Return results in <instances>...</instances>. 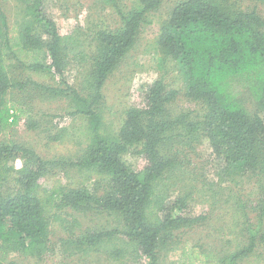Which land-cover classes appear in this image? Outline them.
Instances as JSON below:
<instances>
[{
    "label": "trees",
    "instance_id": "1",
    "mask_svg": "<svg viewBox=\"0 0 264 264\" xmlns=\"http://www.w3.org/2000/svg\"><path fill=\"white\" fill-rule=\"evenodd\" d=\"M239 1L181 0L161 23L157 41L161 55L177 63L186 95L203 105V116L198 120L186 114L172 116L170 105L179 91L168 90L159 79L148 87L138 107L126 111L114 133L107 131L106 112L111 109L104 88L135 49L149 16L163 0H138L127 14L119 13L116 29L98 30L90 40L78 32L61 34L44 0H18L24 14L10 26L0 0V137H7L22 119L31 131L49 123L34 116L33 106L8 97L12 91H28L39 101H64L65 115L76 122L69 135L81 155L67 163L44 160L24 144L6 138L0 143V264H20L14 255L43 257L50 250L51 222L69 229L73 222L68 216L75 214H108L117 221L115 227L87 229L71 240L69 245L84 257L106 251L133 264H166L178 236L207 222V216L191 214L197 194L193 187L176 197L171 190L175 181L188 184L190 172L183 152L186 148L192 152L202 139L210 144L216 165L230 177L254 181L255 216L234 213L230 235L242 218L241 241L234 249L199 252V246L187 243L183 257H188V264H239L254 255L260 258L258 249L264 247V119L259 115L264 113V19L256 10L243 11ZM72 64L85 69L80 89L55 86ZM245 93L258 112L246 106ZM59 132L54 136L49 132L48 139L62 141L65 133ZM129 153L141 157L140 171L123 160ZM17 160L22 167L15 171ZM57 171L68 178L75 175L78 185L44 189L43 179ZM11 180L10 192L5 186Z\"/></svg>",
    "mask_w": 264,
    "mask_h": 264
},
{
    "label": "rangeland",
    "instance_id": "2",
    "mask_svg": "<svg viewBox=\"0 0 264 264\" xmlns=\"http://www.w3.org/2000/svg\"><path fill=\"white\" fill-rule=\"evenodd\" d=\"M138 0H44L47 14L56 22L61 34H82V37L90 40L95 32L101 29H116L119 26L120 12L128 13ZM181 0H163L161 7L149 16L147 24L144 25L140 39L135 49L129 54L121 68L108 80L104 88L106 104L110 111L106 112L107 131L118 132L125 113L132 107L141 104L142 96L156 80L163 79L168 90L179 91L178 97L171 103L170 112L172 116L178 117L186 114L192 120H198L204 114L201 103L189 99L186 95L185 85L180 74L177 63L170 58L164 59L158 48L161 23L168 17L173 8ZM3 8L7 14L10 26L20 21L23 16L18 6V0H2ZM239 6L243 11L256 10L264 19V4L256 0H240ZM79 34H78V33ZM85 69L82 66L72 64L63 77L56 79L55 86L67 87V85L79 90ZM18 80L19 74L16 72ZM44 82V80H41ZM48 84V81H46ZM50 83V82H49ZM53 83H51L52 85ZM11 96V97H10ZM28 91H12L8 97L12 101H20L33 106L34 116L48 119V124L40 130L31 131L26 126L25 119L12 129L7 137H0V143L11 140L24 144L34 150L44 160H60L66 163L80 158V149L74 144L76 141L69 133L76 126V122L69 119L66 114L64 101L36 100L31 98ZM246 106L252 112H258L253 99L245 93L242 97ZM259 115L264 119V113ZM25 118V117H24ZM79 125V124H77ZM45 129V130H44ZM63 129L65 135L60 142L50 141L51 136L60 133ZM185 149L184 147H181ZM184 165L190 172L186 185L174 182L171 187L172 195L183 194L193 187L197 194L191 206L193 216H207V222L199 228L180 234L174 244L175 251L170 250L165 259L166 264H188V257L183 253L188 251V244L199 246V252L205 250L220 251L235 248L241 241L238 221L234 234V213L245 211L255 216L253 203L256 199L257 190L254 181L248 177L232 176L218 167L213 159L212 149L207 140L202 139L195 149L190 152L186 148L183 152ZM125 163L133 170L140 171L143 161L140 156L126 154L123 156ZM22 162L17 160L15 171L20 170ZM79 178L75 175L68 178L63 171L52 173L43 179L44 189L51 190L53 185L76 187ZM12 180L5 189L11 192ZM207 195L203 198V195ZM179 195V194H178ZM214 197V198H213ZM207 202L202 203V201ZM210 201V202H209ZM71 213V212H70ZM68 216V215H67ZM73 226L64 228L60 222L52 221L50 224V250L41 258L23 257L14 255L12 258L20 264H133L128 258L115 259L109 252L94 254L91 257H84L82 253L69 245L77 235L91 228H112L117 225L113 216L108 214L88 216L75 214L68 216ZM238 239V242L235 240ZM228 241V242H227ZM230 241V242H229ZM188 243V244H187ZM187 244V245H186ZM257 255L239 264H264V247L258 249Z\"/></svg>",
    "mask_w": 264,
    "mask_h": 264
}]
</instances>
